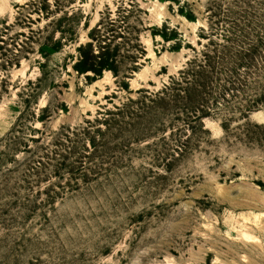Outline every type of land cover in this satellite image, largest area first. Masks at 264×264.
<instances>
[{"label": "rangeland", "instance_id": "374dc122", "mask_svg": "<svg viewBox=\"0 0 264 264\" xmlns=\"http://www.w3.org/2000/svg\"><path fill=\"white\" fill-rule=\"evenodd\" d=\"M0 264H264V0H0Z\"/></svg>", "mask_w": 264, "mask_h": 264}]
</instances>
